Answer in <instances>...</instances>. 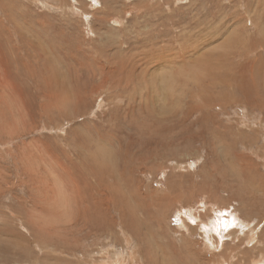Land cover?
I'll use <instances>...</instances> for the list:
<instances>
[{"label":"rangeland","instance_id":"1","mask_svg":"<svg viewBox=\"0 0 264 264\" xmlns=\"http://www.w3.org/2000/svg\"><path fill=\"white\" fill-rule=\"evenodd\" d=\"M263 37L264 0H0V264H264Z\"/></svg>","mask_w":264,"mask_h":264},{"label":"bare ground","instance_id":"2","mask_svg":"<svg viewBox=\"0 0 264 264\" xmlns=\"http://www.w3.org/2000/svg\"><path fill=\"white\" fill-rule=\"evenodd\" d=\"M263 35V34H262ZM261 37V36H260ZM260 39H262V38H260ZM263 41H264V37H263ZM240 42H241V40H240ZM255 42V41H254ZM259 43V42H258ZM170 44V43H169ZM255 44V43H254ZM250 45V44H249ZM262 45V44H261ZM263 46V45H262ZM261 48V47H260ZM166 49V48H165ZM198 50V49H197ZM199 52V51H198ZM167 53V52H166ZM201 53V52H200ZM132 54V53H131ZM159 54V53H158ZM223 56V55H222ZM246 56V55H245ZM244 56V57H245ZM182 57V56H181ZM180 57V58H181ZM204 57V56H203ZM212 57V56H211ZM187 58V57H186ZM73 59V58H72ZM125 60V59H124ZM187 60H188V58H187ZM74 61V60H73ZM169 61V60H168ZM186 61V60H185ZM190 61V60H189ZM193 61V60H192ZM74 62H76V61H74ZM248 62V61H247ZM112 63V62H111ZM181 63V62H180ZM75 64V63H74ZM82 64V63H81ZM110 64V63H109ZM76 65V64H75ZM124 65H125V63H124ZM252 65V70H251V72H252V74H253V71H254V65L253 64H251ZM77 66V65H76ZM75 66V67H76ZM79 66H80V64H79ZM100 65H98L97 67H99ZM237 66V65H236ZM78 67V66H77ZM113 67V66H112ZM125 67V66H124ZM241 67V66H240ZM99 68H101V67H99ZM108 68V67H107ZM111 68V67H110ZM235 68V67H234ZM238 68V67H237ZM88 69V68H87ZM103 69V68H102ZM121 69V68H120ZM127 69V68H126ZM79 70V69H78ZM97 70V69H96ZM100 70V69H99ZM115 70V69H114ZM113 70V71H114ZM122 70V69H121ZM244 70V69H243ZM246 70V69H245ZM101 71V70H100ZM113 71L112 72H110V70L108 71V72H106V73H95L94 72V76H96V78H98L99 76H102L103 77V80L106 82V81H112V79H113V81H115V76H116V73L113 75V77H112V74H113ZM117 71V70H116ZM115 71V72H116ZM125 71V70H124ZM130 71V70H129ZM228 71V70H227ZM232 71V70H231ZM102 72V71H101ZM233 72V71H232ZM235 72H236V70H235ZM241 72H243L242 70H241ZM247 72V71H246ZM91 73V72H90ZM122 73V72H121ZM132 73V72H131ZM133 73H134V71H133ZM93 73H91V75H92ZM90 75V74H89ZM97 75H98V77H97ZM117 75H119L118 74V72H117ZM123 75H125L124 73H123ZM172 75V74H171ZM74 76H76L75 74H74ZM229 76V75H228ZM249 76V75H248ZM79 77H80V75L78 76V79H79ZM86 77H87V75H86ZM123 77H125V76H123ZM246 77V76H245ZM94 78V77H93ZM110 78H111V80H110ZM135 78V77H134ZM132 76H128V84L127 85H124V90H127V89H131V91L133 92L135 89H133L132 88V85H134L132 82L135 80ZM242 78V77H241ZM250 78H251V75H250ZM252 78H254V74H253V77ZM251 78V79H252ZM87 79H88V77H87ZM90 79V78H89ZM95 79V78H94ZM118 79H119V77H118ZM102 80V79H101ZM102 80V81H103ZM120 80V79H119ZM141 79H139V81H140ZM245 80V79H244ZM244 80H242V83H244L243 81ZM253 80V79H252ZM123 80H121V82H122ZM186 81V80H185ZM245 81H247V80H245ZM100 82V81H99ZM118 82L116 81V83L114 82V84H117ZM125 83H127V82H125ZM136 83H138V82H136ZM240 83V82H239ZM94 84V83H93ZM124 84V83H123ZM185 84H186V82H185ZM146 85V84H145ZM82 86H83V88L85 89L86 88V86H87V83H86V81H83L82 82V84H81V86H79L78 87V89H77V94H80V97L82 98V99H84V97H85V91L84 92H81V89H82ZM90 86V85H89ZM94 86V85H93ZM121 86V85H120ZM197 86V85H196ZM242 86V85H241ZM91 87V86H90ZM95 87V86H94ZM96 87H97V84H96ZM135 87V86H134ZM243 87V86H242ZM98 88V87H97ZM107 88H109L108 86H107ZM117 91H118V88H116V87H114ZM136 88V87H135ZM119 89H121V88H119ZM241 89V88H240ZM90 90V89H89ZM91 91V90H90ZM150 95V94H149ZM244 95H245V93H244ZM148 99V98H147ZM68 103H70V102H68ZM131 105V104H130ZM150 105V104H149ZM115 110V109H114ZM129 110V109H128ZM94 125V124H93ZM96 127V126H95ZM91 128H92V126H91ZM105 128V127H104ZM104 128H102V129H104ZM107 128V127H106ZM104 129V130H107V129ZM93 129V128H92ZM96 129H97V127H96ZM79 162V161H78ZM256 188H258V187H256ZM264 188V187H263ZM247 243H248V241H247ZM247 251V250H246ZM251 251V250H250ZM242 257V256H241ZM245 257V256H244ZM240 258V257H239ZM259 262V261H258ZM251 264H257V261L256 262H251Z\"/></svg>","mask_w":264,"mask_h":264}]
</instances>
